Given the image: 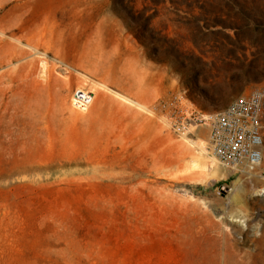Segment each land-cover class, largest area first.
<instances>
[{
	"label": "rangeland",
	"instance_id": "1",
	"mask_svg": "<svg viewBox=\"0 0 264 264\" xmlns=\"http://www.w3.org/2000/svg\"><path fill=\"white\" fill-rule=\"evenodd\" d=\"M32 3L0 0V264H264V180L198 167L155 111L264 89V0Z\"/></svg>",
	"mask_w": 264,
	"mask_h": 264
},
{
	"label": "built area",
	"instance_id": "2",
	"mask_svg": "<svg viewBox=\"0 0 264 264\" xmlns=\"http://www.w3.org/2000/svg\"><path fill=\"white\" fill-rule=\"evenodd\" d=\"M263 107L264 89L258 87L219 113L197 109L181 91L163 95L155 111L179 139L194 146L206 142V151L220 166L249 175L264 162Z\"/></svg>",
	"mask_w": 264,
	"mask_h": 264
},
{
	"label": "bare ground",
	"instance_id": "3",
	"mask_svg": "<svg viewBox=\"0 0 264 264\" xmlns=\"http://www.w3.org/2000/svg\"><path fill=\"white\" fill-rule=\"evenodd\" d=\"M32 1L33 0H18V3L19 2H24L25 4H30V3H32ZM33 4V3H32ZM19 5V4H18ZM1 30V29H0ZM1 38V37H0ZM3 39V38H2ZM41 43H42V40L40 39L39 41H37V42H32V43H29V47L31 48V49H33L35 52H39L40 50H41ZM3 44V42L0 40V45H2ZM10 49H11V47H10ZM12 55H13V57H11V58H9L10 60H8V62L10 61L11 63H14V60H16V61H20L21 59H25V58H27V57H29L30 56V53H29V51L28 52H24L23 50H18V48L17 47H12V53H11ZM8 57H10V56H8ZM4 59V58H3ZM8 59V58H7ZM6 59V60H7ZM4 60L2 61L1 60V62H0V66L1 65H3L4 64ZM30 63V62H29ZM32 63V62H31ZM6 64V63H5ZM21 67V66H20ZM9 71H11V70H9ZM11 73V72H10ZM10 73H8V71L7 70H4V71H1L0 72V92H6V84H8L9 83V74ZM47 74V73H46ZM59 74V73H58ZM14 75V74H13ZM45 75V74H44ZM48 77H49V75H47L46 76V79H48ZM13 78V77H12ZM15 78H16V75H15ZM11 80V79H10ZM15 80V79H14ZM19 80V79H18ZM49 80V79H48ZM13 81V80H12ZM44 83V82H43ZM85 94H87V93H85V92H79V94H77L78 96H79V98H80V100H82V101H86V99H88L87 97H86V95ZM77 102H79V100L77 101ZM3 105H4V102H3V98H2V100L0 101V109L3 107ZM85 105V106H84ZM84 105H81V110L82 111H85V110H87V105L84 103ZM1 112V111H0ZM4 112H1V114H0V117L2 118V119H4ZM46 119V118H45ZM40 122H42V121H40ZM44 122V121H43ZM8 124V123H7ZM4 125V124H3ZM5 126V125H4ZM3 126V127H4ZM21 129H23L22 127H21ZM7 130H5V132H6ZM11 132V131H10ZM13 132H14V130H13ZM38 132H40V131H38ZM2 133V132H1ZM4 133V132H3ZM7 133V132H6ZM24 133V132H23ZM11 134V133H10ZM13 134V133H12ZM11 134V135H12ZM21 134V133H20ZM42 134V133H41ZM197 134L199 135V134H201V131H198L197 132ZM8 135H9V133H8ZM17 135V134H16ZM6 136V135H5ZM6 137H8V136H6ZM17 137V136H16ZM9 139V138H8ZM11 139V138H10ZM1 143V142H0ZM3 144V143H2ZM198 146V145H197ZM2 147H4V146H2ZM6 147V146H5ZM199 148H200V151H198V153H201L202 155H203V159H200L201 161H197V162H195V164H197L198 165V167H200V168H202V169H204V170H206V171H208V172H210V173H212L213 175H216V174H221L222 173V170L221 169H216V168H214L212 165H210L207 161H204V155H207L208 154V152L206 151V144H205V142H202V147L201 146H198ZM1 151V150H0ZM2 152V151H1ZM4 153V152H3ZM211 156V155H210ZM211 158L213 159V160H215L216 161V159L213 157V156H211ZM217 162V161H216ZM263 173H264V162L262 163V165H261V167H259L258 169H257V171L255 172V173H251V174H249V175H247V177L248 178H255V179H257V180H260V181H262V180H264L263 178H264V175H263ZM258 193V195L259 196H261V197H264V187H263V189L261 190V191H259V192H257ZM236 221H238L239 222V224L242 226V227H246V223H245V221H242V219H236ZM192 230H193V232L194 231H196V224L194 225H192ZM250 260L252 259V255H250L249 257H248ZM246 264H252L251 263V261L250 262H247Z\"/></svg>",
	"mask_w": 264,
	"mask_h": 264
}]
</instances>
